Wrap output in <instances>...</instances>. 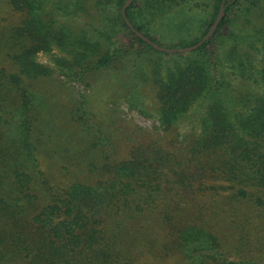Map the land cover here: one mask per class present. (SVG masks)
I'll return each instance as SVG.
<instances>
[{"label":"trees","instance_id":"obj_1","mask_svg":"<svg viewBox=\"0 0 264 264\" xmlns=\"http://www.w3.org/2000/svg\"><path fill=\"white\" fill-rule=\"evenodd\" d=\"M68 1L59 3L64 5L63 10H86L87 0ZM93 1L105 7L112 1L121 6L126 0ZM136 1L126 8L127 18L137 31L158 44L147 29L162 4L143 0L138 7L141 15L135 21ZM186 2L183 3L187 9L180 8L179 15L195 12L193 7H186ZM9 3L25 17L24 24L15 28L10 51L6 52L9 68L0 67V139L4 123H8L4 119L7 103H11V113H19L17 138L27 146L26 132L31 129L34 111V94L28 88V79L49 76L50 71L35 60L37 52L58 48L65 53L56 56L59 70L67 76L83 78L92 71L109 70L111 65L132 55L118 37L123 28L138 44L170 61H151L150 75L141 73L146 83L152 82L157 94L163 130H170L190 109L200 117L199 130L190 139L169 141L163 147L158 142L139 144L120 161L104 164L103 179L97 184L74 182L51 198H43L42 205L36 204L35 195L24 194L27 184L23 186L22 179L27 173L18 171L25 164L18 161L21 154L16 155L9 174L5 167L0 169V262L23 258L25 264H137L128 247L132 243L128 244L126 238L133 228L130 223L136 216L134 207L140 202L150 207L148 202L159 201L173 189L186 199L198 193L228 192L234 200H246L253 210L264 214V0H214L205 32L181 45L196 44L222 9L223 16L212 34L194 50L183 52L176 48L172 53L157 51L138 37L121 14L120 30L110 24L94 28L100 39L91 40L82 31L56 27L53 19L49 23L39 19L34 0ZM233 9L238 11L237 16L245 18L252 33L229 30L223 40L228 43L226 50L212 49L213 42L224 37L220 36V29L238 20L239 17L230 18ZM259 53L262 57L255 64L252 58ZM133 67H137V61ZM236 80L240 81L238 86L233 83ZM86 114L82 101L72 116L83 124ZM5 132L13 134L7 127ZM3 144L0 142V164L6 160L2 151L7 147ZM31 153L30 149L35 161ZM7 154H11L9 150ZM6 175L10 182L4 189ZM5 194L10 200L4 199ZM175 195L179 197L176 192ZM172 202L179 204L173 196L168 205ZM171 214L168 219L177 229L184 255L177 264H236L227 258L217 236L196 227L195 222L180 226L173 218L175 214ZM246 263L264 264V260Z\"/></svg>","mask_w":264,"mask_h":264},{"label":"rangeland","instance_id":"obj_2","mask_svg":"<svg viewBox=\"0 0 264 264\" xmlns=\"http://www.w3.org/2000/svg\"><path fill=\"white\" fill-rule=\"evenodd\" d=\"M64 1L69 2L34 0L35 13L39 19L48 23L53 19L56 27L67 26L82 31L91 40L100 39L94 28H101L106 24L120 28L118 15L121 14L124 4L118 6L112 1L104 7L103 4L87 0L86 10H63L64 5L60 6L59 3ZM142 2L143 0H137L134 4L135 21L141 15L138 7H141ZM158 2L162 4V10L150 21L147 31L157 40L158 45L181 49L185 48L181 45L182 42H192L205 32L207 21L213 12L214 0ZM183 2L187 3L186 7H193L195 12L179 15V9L184 6ZM183 8L187 9L185 6ZM261 8L264 11V5ZM143 10L144 8L141 9ZM237 12L233 9L230 18L239 17L238 20L220 29V36L224 37L213 42L212 49L217 47L222 52L226 50L228 43L223 40L229 30L252 33L245 18L237 16ZM24 17L25 13L14 10L9 0H0V67L9 68L6 52L10 51L15 28L24 24ZM118 37H121L124 46L132 55L122 63L111 65L109 70L92 71L83 78L67 76L59 70L56 56L65 53L58 48L53 47L51 51H39L35 54V60L50 71L49 76L28 79V88L34 94V111L31 126L29 125L31 129L26 132L27 146L21 145L17 138L19 113H11L13 104L7 103L4 119L8 123H4L6 125L0 139L7 147L2 151L6 160L0 164V169L5 167L9 174L16 155L21 154L18 161L25 166H22L23 169L18 168V171L27 173L24 179L20 176L23 186L27 184L24 194L35 195L36 204L42 205L43 198H51L74 182L97 184L103 179L104 164L120 161L127 156L130 149H136L139 144L158 142L163 147L169 141L184 142L199 130L200 114L192 109L180 116L170 130H163L159 122L157 94L152 82L146 83L141 73L150 75L151 61L156 60L160 64L170 61L165 55H157L138 44L124 28L118 33ZM261 57L262 54L259 53L252 60L257 64ZM134 61H137L136 68L133 67ZM233 83L238 86L240 81ZM82 101L87 114L83 116L84 123L80 124L73 118L72 113ZM5 127L13 132L17 140L13 134L5 132ZM28 149L35 155V161ZM8 150L11 154H7ZM5 182L4 189H7L10 182L8 176ZM172 196L179 200L177 206L173 202L168 205ZM9 197V194L4 195L5 200H10ZM24 197L20 196V201ZM148 203L150 207L145 202L134 207L136 216L130 223L133 228L126 237L127 243H132L128 247L137 264H177L183 259L177 229L168 219L172 216L171 213L175 214L173 218L180 226L195 222L196 227L217 236L224 246L227 258L234 260L236 264H244L248 260H264V214L253 210L246 200H234L228 192L198 193L186 199L180 191L173 189L159 201ZM0 263L25 264L26 260L17 258Z\"/></svg>","mask_w":264,"mask_h":264},{"label":"water","instance_id":"obj_3","mask_svg":"<svg viewBox=\"0 0 264 264\" xmlns=\"http://www.w3.org/2000/svg\"><path fill=\"white\" fill-rule=\"evenodd\" d=\"M132 1L133 0H126L124 5L121 8V16H122L124 22L126 23V25L131 29V31H133L138 37L142 38L145 42H147L149 45H151L154 49H156L158 51L169 52V53L176 51L177 50L176 48H167V47H163L161 45H158L157 43L153 42L147 36L141 34L139 31H137L134 28V26L131 24V22L129 21V19L126 16V8L132 3ZM222 16H223V10L221 9L219 11L216 19L214 20L212 25L209 27L207 33L196 44H193L191 46L181 48V49L179 48V49L183 52H188V51L196 49L199 45H201L212 34L214 29L217 27L218 22L221 20Z\"/></svg>","mask_w":264,"mask_h":264}]
</instances>
